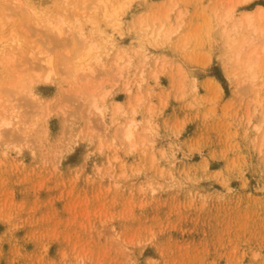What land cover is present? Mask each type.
Segmentation results:
<instances>
[{
	"label": "rangeland",
	"instance_id": "obj_1",
	"mask_svg": "<svg viewBox=\"0 0 264 264\" xmlns=\"http://www.w3.org/2000/svg\"><path fill=\"white\" fill-rule=\"evenodd\" d=\"M76 1L58 35L0 0V105L26 128L0 127V264H264V19L235 28L264 0ZM75 14L104 48L78 77Z\"/></svg>",
	"mask_w": 264,
	"mask_h": 264
},
{
	"label": "bare ground",
	"instance_id": "obj_2",
	"mask_svg": "<svg viewBox=\"0 0 264 264\" xmlns=\"http://www.w3.org/2000/svg\"><path fill=\"white\" fill-rule=\"evenodd\" d=\"M67 0H57L56 1V3H57V6H58V8L59 9H57L56 10V15H51V17H48L47 15H44L43 17H40L39 15V12H37V11H34L33 9L34 8H32V7H30V5L27 3V1L26 0H14V2L16 3V7H23L25 10H27V12L28 13H30L31 15V17H32V19L34 20V19H41L40 21H43V24L44 23H46L44 26H49V29H51V32H54V33H56V34H58V35H63L64 33H63V31H64V29H63V25H65V24H67L68 25V27H69V29H73L75 26L73 25V24H71L70 22H68L66 19H65V16H64V14L66 13V12H68V9H67V11L65 12V13H63L64 12V8H63V6H65L66 4H67V2H66ZM72 1V0H71ZM86 1V0H85ZM90 1V0H89ZM99 1V4L100 5H103V9H104V17L105 18H109V20L111 19V18H113L114 19V16H115V14L117 13V11H113L112 10V8H111V6L114 4V3H116V2H114L113 4H111L110 2H111V0H98ZM240 2H241V0H239ZM249 1H251V0H244V2L246 3V2H249ZM76 2H78V0L76 1ZM75 2V4H79L81 1H79V3H76ZM82 2H83V0H82ZM87 2V1H86ZM92 2H95L96 3V0H94V1H92ZM121 2V1H120ZM70 3V2H69ZM72 3V2H71ZM70 3V4H71ZM73 3H74V1H73ZM89 3V2H88ZM125 3V2H124ZM110 4H111V6H110ZM118 4H119V2H118ZM123 4V3H122ZM63 5V6H62ZM81 5V4H80ZM86 5V4H85ZM92 4L90 3V9H91V7H93V6H91ZM119 5H121V4H119ZM69 7L71 6V5H68ZM67 6V7H68ZM77 6V5H76ZM61 7H62V9H61ZM66 7V8H67ZM68 7V8H69ZM75 7V6H74ZM73 7V8H74ZM82 7V6H81ZM87 7V6H86ZM99 7V6H98ZM113 7H115V6H113ZM13 8V7H12ZM71 8V7H70ZM79 8V7H78ZM77 8V9H78ZM96 8V10H97V7H95ZM117 8V7H116ZM116 8H114V10H117ZM16 9V8H15ZM14 9V10H15ZM83 9V8H82ZM109 9H111L110 11H109ZM229 9V8H228ZM70 10H72V8L70 9ZM84 10V9H83ZM88 11H89V9H87ZM13 11V10H12ZM74 9H73V13H74ZM78 11V10H77ZM98 11V10H97ZM101 11H103V10H101ZM83 12V11H82ZM255 12V11H254ZM253 12V13H254ZM69 13H70V11H69ZM72 13V14H73ZM84 13V16L83 17H85L86 19H88V20H90V17L94 14V13H92V12H90V13H92V14H90L89 12V14L91 15H88V13L87 12H83ZM115 13V14H114ZM252 12H249V13H245L244 15L245 16H243V18H240V19H238L237 20V18H236V24H238L237 26H235V28H238V26L240 27V28H242V26L244 25V24H246V27H247V25H251L252 24V22L254 21V20H256V17L257 18H259V19H264V7H260L259 9H258V15H254ZM67 14V13H66ZM71 14V13H70ZM82 14V13H81ZM42 15V14H41ZM76 15V14H75ZM79 15V14H78ZM118 15V14H117ZM117 15L115 16V17H117ZM232 15H233V12L231 11V10H229L228 12H227V15H226V19L227 20H230V19H232ZM29 16V15H28ZM72 16H74V15H72ZM77 16V15H76ZM242 17V16H241ZM29 19H30V17H28ZM76 19H77V23H76V25H77V27H76V32H77V36H79V37H81L83 40H85V42H86V44L87 45H85L84 47H81V45L80 44H78V46H79V48H78V46L76 47V49H74L75 51L73 52V57H72V55H71V57H68L69 58V63L71 62L70 60H72V64H71V68H72V70H73V72L75 73L74 75H86V74H84V73H86V71H87V74H89L88 73V71L91 69V64H89L90 62H93L92 60H96V61H100V59L102 58V52L104 51V48H102V45L96 40V37H95V35H93V39H91V38H88L85 34H84V32L80 29V26H79V23H80V18H79V16H77V17H75ZM118 18V17H117ZM76 19H74V20H76ZM84 19V18H83ZM91 19L93 20L94 18H92L91 17ZM116 19V18H115ZM258 20V19H257ZM37 21V20H36ZM91 21V20H90ZM94 21V20H93ZM38 22H39V20H38ZM37 22V23H38ZM255 22V21H254ZM34 23H35V21H34ZM33 23V24H34ZM40 23H42V22H40ZM40 23H39V25H40ZM236 24H233V26L234 25H236ZM37 25V24H36ZM67 27V28H68ZM256 27V26H255ZM254 27V28H255ZM14 29V28H13ZM48 29V30H49ZM251 29H252V27H251ZM256 30V29H255ZM258 30V29H257ZM252 32H253V30H252ZM13 33V32H12ZM12 39H15V38H12ZM18 39V38H17ZM17 39H15V40H17ZM9 42V41H8ZM16 42V43H15ZM14 43L16 44V45H22V39H21V41L19 40V41H15ZM17 46V47H18ZM42 49V48H41ZM36 51V50H35ZM37 51H39V53H37V52H35L34 53V51H30L29 52V55L30 56H32V57H30V59L32 60V58H36V59H39V60H41V61H43L46 65L45 66H47V67H49V65L51 66V64H52V58L47 54V56L45 57V56H43L42 54H40V52L41 53H43V49H42V51L39 49V50H37ZM76 53V54H75ZM41 55V56H40ZM43 56V57H42ZM45 57V58H44ZM70 58H72V59H70ZM68 61H67V63H68ZM42 64V63H41ZM40 67V66H39ZM69 68V67H68ZM50 69V68H49ZM71 70V71H72ZM89 72H91V71H89ZM54 76V72L52 71V70H50L49 72H48V74H47V78L48 79H50V78H52ZM78 77V76H77ZM95 102H96V100H93V103H94V105H96L95 104ZM9 103V102H8ZM14 103V102H13ZM9 103L8 105H7V103L5 102V105H3V106H1L0 105V127L2 126V125H8V126H11L13 129H17L18 131H20V132H26L25 130H26V128H24V124H25V119H23V115L21 114V112L19 111V107L18 106H16V104L14 103ZM97 107V106H96ZM98 109H100V108H98ZM136 122L132 119L130 122H129V124L125 127V131H124V137H125V139L127 140V141H129L130 143H133L134 142V139H135V130H136ZM3 129H1L0 128V139L2 138V135H3ZM17 140H22V141H27L28 140V134H22L21 136H19V137H17L16 138Z\"/></svg>",
	"mask_w": 264,
	"mask_h": 264
}]
</instances>
